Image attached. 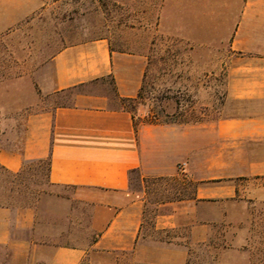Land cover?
I'll return each mask as SVG.
<instances>
[{
    "label": "crops",
    "instance_id": "1",
    "mask_svg": "<svg viewBox=\"0 0 264 264\" xmlns=\"http://www.w3.org/2000/svg\"><path fill=\"white\" fill-rule=\"evenodd\" d=\"M59 1L0 0V42L20 50L23 24ZM173 8L181 38L225 46L232 57L227 99L252 110L199 123L136 124L118 103L138 96L147 54L115 48L106 35L63 46L52 55L53 87L89 90L77 91L70 105L30 113L20 148L0 142V168L18 174L26 162L49 161V184L75 190L73 200L90 207L96 236L60 243L64 232H54L53 218L64 224L67 214L1 204L0 249L10 264L89 258L94 264L96 253L115 256L116 264L123 255L127 264H189L191 245L209 244L217 234L225 242L217 264H264L258 254L264 226L245 199L264 202V0H174ZM133 170L143 178L183 174L198 183L194 198L162 204L166 211L156 215L152 230L165 236L146 232L145 195L131 189ZM248 178L260 183L237 182Z\"/></svg>",
    "mask_w": 264,
    "mask_h": 264
},
{
    "label": "rangeland",
    "instance_id": "2",
    "mask_svg": "<svg viewBox=\"0 0 264 264\" xmlns=\"http://www.w3.org/2000/svg\"><path fill=\"white\" fill-rule=\"evenodd\" d=\"M173 5L174 0H60L25 22L20 50L14 51L13 42H0V142L20 148L30 113L70 105L77 91L89 90L56 91L52 55L67 44L97 35L108 36L115 48L148 56L141 97L118 103L133 112L136 124L192 118L215 121L252 110L251 105L227 99V67L232 57L225 46H199L181 38L175 31ZM105 83L110 90L111 81ZM47 173L48 161L26 162L17 175L0 168V203L59 210L67 217L64 224L62 218H53L54 232H64L58 242L91 241L96 234L90 207L73 200V188L49 184ZM145 180L140 173L131 176V189L145 195L146 232L165 236L153 232L154 220L166 211L162 204L175 196L179 182ZM237 182L248 188L260 183L253 178ZM247 198V208L264 226V202ZM223 245L220 234L209 244L191 245L189 264H217ZM259 249L264 258V249ZM10 259L0 249V264H10ZM93 260L94 264H116L115 256L107 254L96 253ZM127 262L123 255L120 264ZM83 264L92 262L89 258Z\"/></svg>",
    "mask_w": 264,
    "mask_h": 264
},
{
    "label": "trees",
    "instance_id": "3",
    "mask_svg": "<svg viewBox=\"0 0 264 264\" xmlns=\"http://www.w3.org/2000/svg\"><path fill=\"white\" fill-rule=\"evenodd\" d=\"M143 90H144V84H143V86H142L137 97H141ZM132 99H136V98H129V100H132ZM199 122H203V119L192 118V119H188V120H184V121H165L162 123H199ZM48 168H49V161H48ZM135 173H139V171L133 170L131 176ZM181 177H182L181 178L182 180H178L179 176H166V177H155L154 178V179H157L154 181H165V182L174 181L177 183L179 182L180 187L177 188L175 196L164 201V203L174 201V200H180V199L194 198L195 197V193H196L198 183L196 181L188 178L187 176H181ZM145 179H147V178L144 177L143 180L146 181ZM0 205H1V203H0ZM145 215H146V210L144 211V217H145Z\"/></svg>",
    "mask_w": 264,
    "mask_h": 264
},
{
    "label": "built area",
    "instance_id": "4",
    "mask_svg": "<svg viewBox=\"0 0 264 264\" xmlns=\"http://www.w3.org/2000/svg\"><path fill=\"white\" fill-rule=\"evenodd\" d=\"M180 167H182V165Z\"/></svg>",
    "mask_w": 264,
    "mask_h": 264
}]
</instances>
